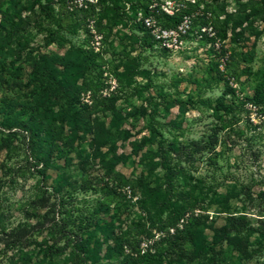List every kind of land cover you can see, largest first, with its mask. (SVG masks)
Instances as JSON below:
<instances>
[{
    "label": "rangeland",
    "instance_id": "1",
    "mask_svg": "<svg viewBox=\"0 0 264 264\" xmlns=\"http://www.w3.org/2000/svg\"><path fill=\"white\" fill-rule=\"evenodd\" d=\"M133 2H150V12L188 13L179 32L166 35L162 24L133 9ZM246 2L68 0L64 7L57 3L50 17L38 13V6L25 14L31 17L29 45L20 58L9 54L0 101L25 103L31 96L30 55L58 57L65 73L71 48L88 59L90 65L68 79L82 103L92 107L93 125L78 133L68 123L61 128L45 184L60 186L74 211L80 209L74 216L92 222L85 238L92 247L102 245L94 255L100 264H121L130 252L129 245H115L118 235L139 241L143 250H160L157 264H264V104L250 102L264 81V21L235 29ZM259 6L264 9V2ZM73 10L74 15L63 14ZM51 31L62 37L48 44ZM16 80L26 88L15 87ZM218 99L233 106V129H224L212 107L202 103ZM144 109L147 117L141 115ZM151 117L167 124L157 126L165 144L196 141L206 148L183 164L184 177L174 175L171 185L160 160L148 164L133 153L135 141L149 135ZM17 160L25 159L0 152V239L32 223L23 211L41 176L27 173L11 183ZM162 199L168 202L163 207ZM230 216L244 217L253 229L249 255L217 232ZM173 221L181 231L175 238L167 235L175 233ZM196 247L203 251L189 262L187 254ZM18 254L0 246V264H21Z\"/></svg>",
    "mask_w": 264,
    "mask_h": 264
},
{
    "label": "trees",
    "instance_id": "2",
    "mask_svg": "<svg viewBox=\"0 0 264 264\" xmlns=\"http://www.w3.org/2000/svg\"><path fill=\"white\" fill-rule=\"evenodd\" d=\"M67 1L0 0V82L5 81L9 54L16 55L14 56L16 59L20 58L29 45L26 35L29 27L27 23L31 17H27V13L38 6V13L50 17L57 3L64 7ZM246 1L240 6L243 15L234 26L235 29L242 28L243 31L248 30L255 21H264V9L259 6L264 0ZM135 5L133 2V9L142 11L148 17H154L166 30L178 31L188 13L177 8H174L172 15L159 8L150 12V2ZM76 12L64 11L63 14L71 16ZM225 23L227 26V21L223 22ZM225 35L224 32V38ZM61 37L58 31H51L47 43L56 42ZM65 60L66 69L68 66L70 68L66 73L58 68L60 63L58 57L33 58L30 55L31 71L27 88L31 90V96L25 103H17L9 98L0 101V152H6L14 158L22 156L25 159L17 160L18 167H12L14 175L11 176L10 182L25 178L27 173H37L41 176L31 202L23 211L25 219L32 223L25 228L4 233L0 239V246H4L6 251L19 253L17 260L21 261V264H56V259L62 257H66L64 264H100V260H96L94 255L100 252L102 245L92 247L89 239L85 238V233L90 231L92 222L83 223L79 216H74V212H79L80 209L74 211L76 206H71L67 195L61 194L60 186L51 189L45 184L49 179L47 172L52 168L51 158L55 145L63 134L61 128L68 123L73 132L78 133L84 127L93 125L92 107L82 103L77 86L68 79L72 73H78L82 67L90 65L89 61L82 51L74 48L69 50ZM24 84L18 80L13 83L19 90L26 88ZM250 102L254 106L264 104V81L257 86ZM202 103L206 107H212L224 129H233L236 118L233 106L227 104L224 99H218L214 104L211 100ZM141 115L147 117L148 111L142 110ZM157 126L164 127L167 124H162L151 117L146 128L149 135L136 140L132 149L135 155H141V160H148V164L160 160V166L165 171L166 183L171 185L175 179L174 175L184 177L183 164L189 163L195 154L203 152L206 148L196 141L189 144L178 142L165 144L167 139L162 136ZM16 141H20L25 147L18 146ZM29 158L34 160H28ZM140 183L144 187L149 186L142 178ZM160 202L162 207L168 204L163 199ZM174 221L169 226L175 229V233L170 236V232H167L171 238H175L181 232ZM252 230L244 217L230 216L217 232L220 238L233 244L240 253L249 255ZM262 234L264 235V231ZM114 239L116 246L130 247V252L124 256L121 264H157L160 250L154 252L151 249L143 250L139 241L127 239L122 235ZM201 251L203 250L196 247L193 252L188 253L189 262L199 258ZM206 255L207 252L204 251L203 256Z\"/></svg>",
    "mask_w": 264,
    "mask_h": 264
},
{
    "label": "built area",
    "instance_id": "3",
    "mask_svg": "<svg viewBox=\"0 0 264 264\" xmlns=\"http://www.w3.org/2000/svg\"><path fill=\"white\" fill-rule=\"evenodd\" d=\"M166 13L172 15V14L174 13V11H173L172 13H171V12H170V13H169V12H166ZM154 27H156L155 24H154ZM154 27H153V28H154ZM180 27H181V26H180ZM180 27H179V29H180ZM179 29H178V31H176V30H166V29H164V30H162V33H163V34H166V35H168V34H172V35H173V34L178 33V32H179Z\"/></svg>",
    "mask_w": 264,
    "mask_h": 264
}]
</instances>
